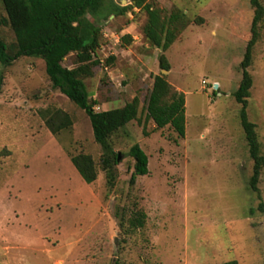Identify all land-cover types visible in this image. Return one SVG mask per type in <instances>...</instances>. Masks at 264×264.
Wrapping results in <instances>:
<instances>
[{
  "label": "rangeland",
  "instance_id": "rangeland-1",
  "mask_svg": "<svg viewBox=\"0 0 264 264\" xmlns=\"http://www.w3.org/2000/svg\"><path fill=\"white\" fill-rule=\"evenodd\" d=\"M148 3L163 18L181 13L188 22L164 53L168 73L159 66L160 51L144 37L145 11L133 9L101 24L93 57L99 64L85 79L90 100L101 106L96 112L140 100L138 119L110 139L120 155L112 187L88 116L52 87L44 61L21 57L0 64V264H264V169L257 194L250 187L253 161L241 105L233 96L255 10L250 0ZM0 18H6L1 1ZM0 36L15 49L9 26L0 27ZM74 62L71 54L63 64L72 68ZM248 72L246 113L264 156V18ZM160 74L185 96L183 139L146 121L153 78ZM45 110L65 112L72 126L52 135L40 113ZM135 144L148 158V174L131 185ZM81 153L95 164L92 184L70 161ZM137 214H144V225L131 230L128 220Z\"/></svg>",
  "mask_w": 264,
  "mask_h": 264
},
{
  "label": "trees",
  "instance_id": "trees-1",
  "mask_svg": "<svg viewBox=\"0 0 264 264\" xmlns=\"http://www.w3.org/2000/svg\"><path fill=\"white\" fill-rule=\"evenodd\" d=\"M6 18H0V27L7 25L14 33V50L0 36V64L10 66L21 57H36L44 61L46 74L52 87L74 103L88 116L94 140L101 146V169L106 174L107 184L114 185V175L118 154L113 150L111 137L129 123L138 119L140 100L134 97L122 108L96 112V102L90 100L85 79L92 77V67L99 64L93 55L100 48L102 29L110 17L124 16L133 9L145 11L146 23L143 34L151 46L160 51L159 66L169 71V62L164 53L186 28L187 20L181 13H172L163 18L158 9L153 8L148 0H130L122 6L114 0H0ZM254 8L251 24V38L245 49L240 64L242 79L233 94L241 105L239 118L253 161V173L250 187L259 194L257 187L261 171L264 169V156L260 153L255 125L248 120L247 99L252 88V78L248 68L252 61V49L258 38V25L264 18V7L260 0H250ZM123 42L130 44L131 37L123 36ZM75 55L74 67L64 66V60ZM110 58L108 62H112ZM4 77L0 74V93ZM45 125L52 135L72 126L70 117L61 110L41 111ZM146 121H152L158 130L169 127L177 139L185 137V96L168 83L162 74L153 78L152 88L145 108ZM129 156L134 160L130 184L134 185L137 177L148 174V158L138 144L131 147ZM78 174L87 184L97 179V171L92 158L79 154L70 158ZM264 209V204H260ZM144 214H137L128 220L131 230L142 228ZM221 264H238L236 261Z\"/></svg>",
  "mask_w": 264,
  "mask_h": 264
},
{
  "label": "water",
  "instance_id": "water-1",
  "mask_svg": "<svg viewBox=\"0 0 264 264\" xmlns=\"http://www.w3.org/2000/svg\"><path fill=\"white\" fill-rule=\"evenodd\" d=\"M126 2H127V0H121V5H122V6H125ZM112 17H113V16H112ZM162 73H163V74H167L168 71H166V70H162ZM119 160H120V155L118 154L117 161H119Z\"/></svg>",
  "mask_w": 264,
  "mask_h": 264
},
{
  "label": "crops",
  "instance_id": "crops-1",
  "mask_svg": "<svg viewBox=\"0 0 264 264\" xmlns=\"http://www.w3.org/2000/svg\"><path fill=\"white\" fill-rule=\"evenodd\" d=\"M95 97H96V96H92L93 99H95ZM95 108H96V109H99V108H101V106L96 105Z\"/></svg>",
  "mask_w": 264,
  "mask_h": 264
},
{
  "label": "built area",
  "instance_id": "built-area-1",
  "mask_svg": "<svg viewBox=\"0 0 264 264\" xmlns=\"http://www.w3.org/2000/svg\"><path fill=\"white\" fill-rule=\"evenodd\" d=\"M117 41H118V40H117ZM92 55H93V57H94L95 54H92ZM95 109H96V108H95Z\"/></svg>",
  "mask_w": 264,
  "mask_h": 264
}]
</instances>
